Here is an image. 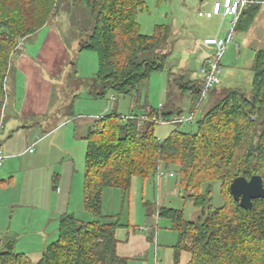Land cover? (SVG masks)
Returning <instances> with one entry per match:
<instances>
[{
    "label": "trees",
    "instance_id": "16d2710c",
    "mask_svg": "<svg viewBox=\"0 0 264 264\" xmlns=\"http://www.w3.org/2000/svg\"><path fill=\"white\" fill-rule=\"evenodd\" d=\"M263 1L242 10L236 30L249 28ZM72 2L87 8L91 17L90 30H79L80 49L95 51L98 57V70L85 83L90 95L131 94L153 72L165 69L170 53L165 46L172 42V28L159 23L151 34L140 31L137 14L146 7V0H0V120L19 38L41 30L64 4ZM252 70L251 95L240 87L214 88L210 95L220 96L197 119L194 132L176 128L159 139L155 122L141 123L138 114L123 119L116 109L95 120L85 137L83 205L98 218L84 221L72 212L62 213L58 237L36 263L7 241L0 250V264H128L117 253L116 230L124 224L119 214H103V191L119 188L124 200L130 195L133 177L146 180L162 165L175 168L186 196L200 210L197 220L170 206L158 210L159 217L170 219L178 231L176 264H181L183 251L191 253L189 264H264V198L244 208L230 192V184L241 175H261L264 185V47L256 51ZM180 78V89L190 92L194 111L204 80ZM75 98L66 107L67 116L74 115ZM163 111L167 117L183 113ZM215 181L220 182L225 200L220 207L211 204Z\"/></svg>",
    "mask_w": 264,
    "mask_h": 264
},
{
    "label": "rangeland",
    "instance_id": "374dc122",
    "mask_svg": "<svg viewBox=\"0 0 264 264\" xmlns=\"http://www.w3.org/2000/svg\"><path fill=\"white\" fill-rule=\"evenodd\" d=\"M208 1L211 0H204L205 3L201 8H206L205 4ZM201 2V0H167L158 3L157 0H146V7L137 14L140 31L151 34L155 24H169L172 28V42L169 46H165L166 50L170 52L165 69L153 72L148 80L140 85L139 90L131 94H116L110 91L105 98H95L89 94L88 86L85 83L90 82V78L95 76L99 63L95 51L80 49V27L90 30L91 17L88 9L79 3L64 4L41 30L24 38L22 45L17 43L16 50L20 48L31 57L38 54L43 45L56 49L58 51L57 60L64 63L65 67L61 68L60 75L55 78L51 99L53 103L47 115H41L36 117L37 119L31 120L29 117L24 121V124L33 122L29 127L18 130L8 127L9 129H4L0 134L4 155L8 156L14 152L19 157L18 160H12L8 167L15 171L14 184L3 182V186L6 187L4 190H0V207L3 199L6 220L12 216L13 226H15L18 220L23 222L32 218L35 220L36 229L43 227L46 220L47 233H53V238L49 241L52 242L58 237V215L60 212L68 210L67 212L74 213L76 217L84 221L98 218L86 210L83 205L87 148L85 137L89 125L95 122L97 116L107 115L115 109L122 115L144 112L146 102L154 108H159L158 104L163 101L171 109H176L175 111L181 108L185 113H188L192 110L191 94L181 91L180 76L186 70L193 74L199 70L202 58L208 53V50L201 45L204 35L225 36L226 31L222 29L229 30L232 19V16L218 15L212 18L200 16L198 6ZM234 37L240 44L244 37H247L248 40L253 39L254 45L242 44L239 54L236 52L234 44H228L221 60V86L240 87L251 95L255 52L264 47V4L261 5L246 32L236 30ZM12 59L13 53L11 63ZM75 70L76 75L73 74ZM231 80L234 85L229 83ZM19 82L18 80V86ZM20 87H18V93H21ZM72 96L76 97L75 116H67L66 107ZM113 96H115V100H113ZM214 96L213 100L212 98L204 100L194 110L196 114L194 122H185L180 125L157 124L155 126L156 136L159 139H165L176 128L188 132L196 131L197 119L213 105L214 99L216 96L218 98L220 94L215 93ZM6 111H8L7 108ZM50 111L56 112L53 119H50L53 115ZM12 119L14 118L11 115L4 121L8 122ZM35 141L37 142L35 143L36 153L26 152V148ZM7 159H4L3 163ZM161 168L166 174L161 175L160 178L157 175L147 178L145 192L142 193L139 190L136 197L130 192L129 197L123 200V194L119 188H105L103 191V214H119L120 222L124 224L120 228L126 229L129 227L127 225H132L134 219H138V223H135L138 224L137 226L143 225L146 222L145 211H147L149 215L151 213L155 217L153 225L156 241L157 233L163 229L167 231L168 236L178 237V231L172 228V221L159 217L160 206L181 209L184 211L185 217L190 220H197L200 210L194 205V201L186 196V190L180 184L175 168L168 169L163 165ZM171 171L175 175H169ZM56 174H58V179H56ZM1 178H8L3 167H0ZM56 184L60 189L54 187ZM30 189L36 196L35 203L24 200L23 203H18L19 205H8V202H17L20 195L27 196ZM21 191H24L23 194ZM133 198H136L138 216H135L134 208L131 205ZM211 198L213 207H220L225 203L218 181L213 182ZM145 201H149V203L144 206L142 202ZM55 233L56 235H54ZM41 256L42 254H32L31 259L36 263ZM173 264H176L174 248Z\"/></svg>",
    "mask_w": 264,
    "mask_h": 264
},
{
    "label": "crops",
    "instance_id": "0c3cea01",
    "mask_svg": "<svg viewBox=\"0 0 264 264\" xmlns=\"http://www.w3.org/2000/svg\"><path fill=\"white\" fill-rule=\"evenodd\" d=\"M201 1L202 2L200 6H198L199 7L198 14L200 16H206L208 18L218 16V15H212V16L206 15V12L210 11L212 7V3L215 0L208 1L205 4L206 8H201L203 7V3H205L204 0ZM257 1L258 0H256V2ZM262 4H264V1L261 3V5ZM184 6L187 7L185 4ZM222 30L226 31V34L229 31L226 30L225 28H223ZM54 35L55 34L53 33V37ZM208 36L209 35L205 34L203 39ZM210 36H214V35H210ZM231 44H234L236 52L240 54L241 45L242 44L254 45V40L253 39L248 40L247 37L246 38L244 37L243 41L240 44L239 42L237 43V39L236 37H234V41ZM201 45L208 50V53L201 60L203 62L205 57L209 56L212 53V48L204 45L203 41ZM19 50L20 48H18L13 53V59H12L13 61L11 63L9 73L7 75V79H6L7 97L4 105V110L6 115L5 120L9 118L11 115L13 116L14 119L8 122L4 121L3 130L8 127L12 130L27 128L33 124L32 121L28 122L27 124H24V121L27 120L29 117L31 120L41 115H47L53 103L51 99L53 96V89H54L53 85L55 82V78H57V76L60 75L61 68L65 67L64 63L62 64L57 60L58 51L54 48L51 49L46 46L44 47L43 45V47L39 50L38 54H35V56L32 57L26 51L24 50L19 51ZM202 62H200V65H202ZM183 75L187 80L202 78V76L199 73V70L195 71L194 74L190 73L189 70L188 71L186 70V72ZM18 80L20 81L19 83L21 84V85L19 84V86H18ZM229 83L231 85H234L233 80H231V82ZM18 87H20L21 93L20 92L18 93ZM219 87L223 88V86L221 85ZM209 98L210 99L212 98L213 100L215 96L210 95ZM147 105L150 104L146 102L145 106ZM158 105H159L158 109H163V110L166 109L173 111L176 110V109H171L170 106L166 105L165 102L163 101H161ZM6 108L8 109V111H6ZM178 110H181V108ZM181 111L185 113L183 110ZM52 114L53 115L51 116L50 119H53L56 116V112L55 113L52 112ZM90 127L91 125H89V129ZM34 143L37 142L35 141L32 144ZM31 145H29L26 148L25 150L26 152H29L27 151V149ZM29 153L35 154L36 149L33 152H29ZM5 159H7L6 162L4 161V163H2L0 167H3V171L8 176V178L0 179L1 180L0 190H4V188L6 187L3 186L4 185L3 182H6L7 184H14L16 180L15 171L10 170L8 167L11 164L10 162H12V160L19 159L18 155H15L14 152L13 153L11 152L10 154H8V156H6ZM19 186H21V184H19ZM57 188L60 189L59 186ZM145 189H146V180L137 176L133 177L131 194H133V196L136 197L139 190H141L142 193H144ZM32 191L33 190L30 189V192L28 193L27 196L20 195V198L17 200V202H13V201L10 203L8 202V205L9 204L19 205L18 203H23L24 200H28L30 201V203H35L36 196H34ZM143 196L144 194L142 195V198ZM135 203H136V198H133V203L131 202V205L134 208L135 216H138L137 203L136 204ZM142 203L145 206L149 203V201H145ZM4 205L5 203L2 199L1 207H0V250L4 246V243H6L7 241H13L15 250L18 252H24L30 257L32 254H42L44 252V249H46V246L49 243H51L49 242L50 239L53 238V233L51 234L47 233L46 230L47 221L45 220V224L43 223V227H40L38 229L35 228L34 225L35 220H33L32 218L26 219L23 222L18 220L16 222V225L13 226L12 216H9L7 220L4 216L5 214ZM67 211L68 210H65L63 211V213ZM61 214L62 212H60L59 215L57 214L58 217H60ZM36 219L39 220L40 218H36ZM145 220L146 222H144L143 225L137 226L138 224L135 223H138L137 222L138 219H134L132 220V225H130L126 229L119 228L116 230V237L118 239L117 253L121 257H126L128 259V264H173V248L176 245L175 243H177L178 237L172 238V235L168 236L167 231L161 229L162 231H159V233H157V241H156V238L154 237L155 227L153 225L155 217L151 213L149 215L147 211H145ZM58 222H59V218H58ZM54 235H56V233ZM181 254H182L180 258L181 264H189L191 259V253L188 251H183Z\"/></svg>",
    "mask_w": 264,
    "mask_h": 264
},
{
    "label": "built area",
    "instance_id": "2783aa9c",
    "mask_svg": "<svg viewBox=\"0 0 264 264\" xmlns=\"http://www.w3.org/2000/svg\"><path fill=\"white\" fill-rule=\"evenodd\" d=\"M256 2V0H227V5L225 4V0H216L213 2L210 11L206 12V15H221L223 17L232 16L231 19V27L225 36H208L203 39V44L212 48V53L205 57L202 62V65L199 68V73L204 80V86L201 90L200 101L197 106L200 105L201 102L207 100L212 92V90L222 83V64L221 60L227 50L228 44L234 41V35L236 32V24L238 22L239 16L242 10L248 6L250 3ZM24 38L20 37L18 44L22 45ZM115 96H113V100H115ZM6 101V99H5ZM5 105V102H4ZM1 113L0 120V134L3 131V123L6 117L5 110ZM123 119L132 118L134 114L121 115ZM103 116H97L96 120L101 119ZM138 118L140 122L145 121H153L156 124H182L185 122H194L196 119V114L194 111H190L188 113H177L172 115L171 117H167L164 115L163 109H158L154 113L151 107H147L145 111L138 114ZM35 143L32 144L27 151L33 152ZM6 155H4L1 149V141H0V166L3 163ZM166 174L164 169L159 168L157 170L156 175L158 178L161 175ZM169 175L173 176L174 172H169Z\"/></svg>",
    "mask_w": 264,
    "mask_h": 264
},
{
    "label": "water",
    "instance_id": "95a60500",
    "mask_svg": "<svg viewBox=\"0 0 264 264\" xmlns=\"http://www.w3.org/2000/svg\"><path fill=\"white\" fill-rule=\"evenodd\" d=\"M230 192L236 201L244 208L253 205V200L264 198V185L261 175L255 174L250 178L237 176L230 184Z\"/></svg>",
    "mask_w": 264,
    "mask_h": 264
},
{
    "label": "snow or ice",
    "instance_id": "6c2138e0",
    "mask_svg": "<svg viewBox=\"0 0 264 264\" xmlns=\"http://www.w3.org/2000/svg\"><path fill=\"white\" fill-rule=\"evenodd\" d=\"M225 4L227 5V0H225Z\"/></svg>",
    "mask_w": 264,
    "mask_h": 264
}]
</instances>
